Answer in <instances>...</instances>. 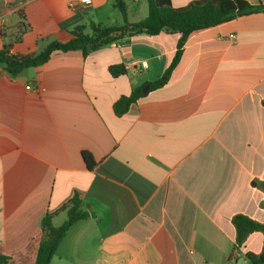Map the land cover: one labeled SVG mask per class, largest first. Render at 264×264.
I'll return each mask as SVG.
<instances>
[{"label":"crops","instance_id":"1","mask_svg":"<svg viewBox=\"0 0 264 264\" xmlns=\"http://www.w3.org/2000/svg\"><path fill=\"white\" fill-rule=\"evenodd\" d=\"M78 4L0 0V50L38 53L78 26L91 34L92 21L124 24H113L116 0ZM181 36L140 33L87 56L55 51L16 76L0 72L8 264H36L43 217L55 213L62 225L75 196L89 215L70 227L51 264H249L244 254L262 251L261 231L234 250L232 220L244 213L264 222V188L254 184L264 181V12L193 32L168 83L144 91L172 64ZM114 65L126 72L113 75ZM140 87L146 94L118 114L115 103Z\"/></svg>","mask_w":264,"mask_h":264},{"label":"trees","instance_id":"2","mask_svg":"<svg viewBox=\"0 0 264 264\" xmlns=\"http://www.w3.org/2000/svg\"><path fill=\"white\" fill-rule=\"evenodd\" d=\"M149 14L142 20L131 22L128 19V5L126 0H116V5L124 17L123 25L102 26L95 22L90 23L92 33H86L84 26L76 27L72 37L67 41L53 40L38 53L27 55L9 54V46L4 45L0 50V64L4 70L12 76H16L24 69L47 62L55 51L81 50L85 56L91 51L127 36L147 33L157 35L161 31L181 33V39L172 64L164 74L154 82L149 83L151 89L160 88L168 83L173 69L179 63L183 54L184 46L189 36L201 29H206L218 24L228 22L234 18L264 12V3L252 4L248 0H195L181 7H174L171 0H146ZM113 75L126 72L123 65L110 67ZM146 92L143 87L134 90L129 96H122L115 103V111L124 114L130 106ZM84 159L90 169L95 166V160L91 153L84 151ZM259 184L264 188V181ZM68 208V218L60 226L54 224L55 213H47L42 219L43 239L40 243L36 264H51V261L70 227L78 220L88 217V212L82 209V200L75 196ZM233 223L237 230L234 250H240L250 234L256 231L264 233V222H259L247 214L240 213L233 217ZM234 253L231 254L233 257ZM249 264H264V246L260 253L248 251L244 254ZM10 257L0 254V264H8Z\"/></svg>","mask_w":264,"mask_h":264},{"label":"rangeland","instance_id":"3","mask_svg":"<svg viewBox=\"0 0 264 264\" xmlns=\"http://www.w3.org/2000/svg\"><path fill=\"white\" fill-rule=\"evenodd\" d=\"M127 5H128V9H129V17L128 19L130 21H137L140 19H143L144 16L147 14V10H148V3L146 0H140L139 3L135 4L132 0H126ZM117 12V21H113V24H121L124 22V17L122 15V13L119 11V9L117 8L116 10ZM66 217H60L58 218V220L56 221L57 225L62 224L63 220H65Z\"/></svg>","mask_w":264,"mask_h":264},{"label":"built area","instance_id":"4","mask_svg":"<svg viewBox=\"0 0 264 264\" xmlns=\"http://www.w3.org/2000/svg\"><path fill=\"white\" fill-rule=\"evenodd\" d=\"M92 3V0H80V4L79 5H90ZM233 40L235 41L236 39V35L232 36ZM9 54H14L13 50L11 49V47H9ZM4 71L3 66L0 64V72Z\"/></svg>","mask_w":264,"mask_h":264},{"label":"water","instance_id":"5","mask_svg":"<svg viewBox=\"0 0 264 264\" xmlns=\"http://www.w3.org/2000/svg\"><path fill=\"white\" fill-rule=\"evenodd\" d=\"M150 89V86L149 85H147L146 87H145V89H144V91H147V90H149ZM243 260V257L241 256L240 258H239V262H241Z\"/></svg>","mask_w":264,"mask_h":264}]
</instances>
